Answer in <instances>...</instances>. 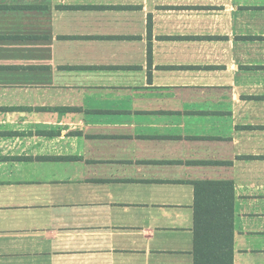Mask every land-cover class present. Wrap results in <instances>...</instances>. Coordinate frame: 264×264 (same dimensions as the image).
I'll return each mask as SVG.
<instances>
[{
  "label": "crops",
  "instance_id": "obj_1",
  "mask_svg": "<svg viewBox=\"0 0 264 264\" xmlns=\"http://www.w3.org/2000/svg\"><path fill=\"white\" fill-rule=\"evenodd\" d=\"M203 183L264 264V0H0V264H194Z\"/></svg>",
  "mask_w": 264,
  "mask_h": 264
},
{
  "label": "trees",
  "instance_id": "obj_2",
  "mask_svg": "<svg viewBox=\"0 0 264 264\" xmlns=\"http://www.w3.org/2000/svg\"><path fill=\"white\" fill-rule=\"evenodd\" d=\"M234 202L232 183L196 184L194 264H233Z\"/></svg>",
  "mask_w": 264,
  "mask_h": 264
}]
</instances>
